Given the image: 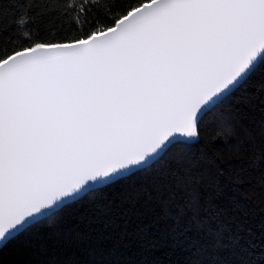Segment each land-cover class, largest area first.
<instances>
[{
    "label": "snow or ice",
    "instance_id": "obj_1",
    "mask_svg": "<svg viewBox=\"0 0 264 264\" xmlns=\"http://www.w3.org/2000/svg\"><path fill=\"white\" fill-rule=\"evenodd\" d=\"M16 4L0 7V245L159 163L176 134L198 140L264 70V0Z\"/></svg>",
    "mask_w": 264,
    "mask_h": 264
},
{
    "label": "trees",
    "instance_id": "obj_2",
    "mask_svg": "<svg viewBox=\"0 0 264 264\" xmlns=\"http://www.w3.org/2000/svg\"><path fill=\"white\" fill-rule=\"evenodd\" d=\"M0 7L9 20L19 11L16 0ZM199 132L39 219L0 247V264H264V70Z\"/></svg>",
    "mask_w": 264,
    "mask_h": 264
},
{
    "label": "water",
    "instance_id": "obj_3",
    "mask_svg": "<svg viewBox=\"0 0 264 264\" xmlns=\"http://www.w3.org/2000/svg\"><path fill=\"white\" fill-rule=\"evenodd\" d=\"M177 135V137H178V140H190V139H188V138H186V137H183V136H181L180 134H176ZM134 171H136V170H133V172ZM130 173H132V172H130ZM130 173H126L125 175H128V174H130ZM101 186H104V185H98V186H96V188H98V187H101ZM71 202V201H70ZM69 203V202H68ZM41 218H43V217H40V219ZM3 245V244H2ZM2 245H0V247L2 246Z\"/></svg>",
    "mask_w": 264,
    "mask_h": 264
},
{
    "label": "rangeland",
    "instance_id": "obj_4",
    "mask_svg": "<svg viewBox=\"0 0 264 264\" xmlns=\"http://www.w3.org/2000/svg\"><path fill=\"white\" fill-rule=\"evenodd\" d=\"M192 140H194V139H190V140H177V141H187V142H190Z\"/></svg>",
    "mask_w": 264,
    "mask_h": 264
}]
</instances>
